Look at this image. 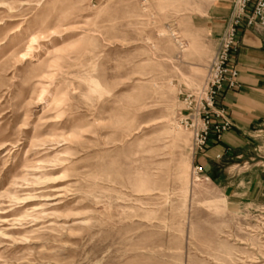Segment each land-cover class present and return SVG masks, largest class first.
Instances as JSON below:
<instances>
[{"label":"rangeland","instance_id":"obj_1","mask_svg":"<svg viewBox=\"0 0 264 264\" xmlns=\"http://www.w3.org/2000/svg\"><path fill=\"white\" fill-rule=\"evenodd\" d=\"M210 2L0 0V264H264V197L181 124Z\"/></svg>","mask_w":264,"mask_h":264},{"label":"crops","instance_id":"obj_2","mask_svg":"<svg viewBox=\"0 0 264 264\" xmlns=\"http://www.w3.org/2000/svg\"><path fill=\"white\" fill-rule=\"evenodd\" d=\"M231 9L230 0H211L203 14L190 18L191 28L210 45L213 55ZM239 41L240 48L232 55L231 64L239 73L240 87L222 93L216 104L231 128L220 141L211 138L196 161L212 180L223 179L224 167L232 166L229 173L233 175L225 181L236 180L232 186L237 184L242 191L238 199L259 202L264 197V173L257 168L264 150V28L243 27ZM256 160L258 164L252 165Z\"/></svg>","mask_w":264,"mask_h":264},{"label":"built area","instance_id":"obj_3","mask_svg":"<svg viewBox=\"0 0 264 264\" xmlns=\"http://www.w3.org/2000/svg\"><path fill=\"white\" fill-rule=\"evenodd\" d=\"M230 4L231 14L209 62L204 84L183 95L182 99L184 111L181 124L192 136L195 153H203L211 138L220 141L231 128L216 104L222 93L240 87L239 73L231 64L232 55L240 48V30L243 27L264 28V0H230ZM221 119L224 121L219 122ZM195 174H199L198 168Z\"/></svg>","mask_w":264,"mask_h":264}]
</instances>
